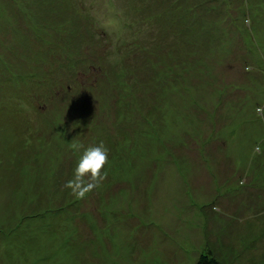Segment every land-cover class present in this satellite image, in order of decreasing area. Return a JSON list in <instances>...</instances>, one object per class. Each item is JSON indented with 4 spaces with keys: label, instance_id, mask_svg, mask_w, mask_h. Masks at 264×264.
Returning a JSON list of instances; mask_svg holds the SVG:
<instances>
[{
    "label": "rangeland",
    "instance_id": "obj_1",
    "mask_svg": "<svg viewBox=\"0 0 264 264\" xmlns=\"http://www.w3.org/2000/svg\"><path fill=\"white\" fill-rule=\"evenodd\" d=\"M71 1L61 23L79 19L78 43L54 49L37 0H0V264H195L205 246L264 264V0H241L250 31L236 0H180L201 9L137 37L134 14L149 29L169 2ZM69 47L97 76L87 68L82 93L44 109L29 71L50 77L38 53L63 60ZM101 141L107 178L76 199L63 187L83 151L71 144ZM246 175L253 185L233 192Z\"/></svg>",
    "mask_w": 264,
    "mask_h": 264
},
{
    "label": "trees",
    "instance_id": "obj_2",
    "mask_svg": "<svg viewBox=\"0 0 264 264\" xmlns=\"http://www.w3.org/2000/svg\"><path fill=\"white\" fill-rule=\"evenodd\" d=\"M67 3H59L56 2V0H37L38 2V10H40V12H38V25L40 27L44 26L42 23H44V21H48L50 19V24H46L50 26V41L52 42V44H56V47H54V49H57L61 46V44L59 42H63V41H69L72 44H76L78 43V41L76 40V35L79 36L78 31L74 32L75 27L77 28V22L79 19L77 18H73L71 20V22L69 24H63L61 22L65 21L66 19H70L69 17H71L70 14H68V10H66L67 7H69V5H71L72 7L77 6V4L72 3L71 0H67ZM212 1V0H211ZM237 2L241 3V0H236ZM243 1V0H242ZM158 7L159 6H163L161 5L157 0L154 1ZM166 2L170 3V6H167L166 8H164L165 10L161 9V10H157L153 15L149 14V20H151V25L149 27V29H147V27L142 24L145 23L144 22V18H140L136 17V14H134L133 20L135 23H141L139 24L138 28L136 29V37L139 33H142L143 31L146 30H150L154 27H157L160 25V27L163 28H168L173 25H177L181 23V19L184 17H188L190 14V16L193 17V13H195L196 9L200 10L201 7V1H196V3H193L191 5H189V3L186 5H182L180 4V0H166ZM220 2V0H219ZM230 2L232 3L231 0H223L221 1L223 6H228L230 5ZM172 3V5H171ZM181 6V8L179 9L178 7H176V5ZM225 4V5H224ZM84 5V4H83ZM79 6V4H78ZM241 8L238 9V11H242V13H239V17L241 16L243 18V22L242 25L245 27L246 30L250 31V28L248 29V27L246 26L248 22V16L246 15L247 10L245 9V2H243V4L241 3ZM239 7V6H238ZM137 9V8H136ZM207 9V8H205ZM171 10H173V12H171ZM183 12V15H180L176 12ZM201 12V11H199ZM249 12V11H248ZM68 16V17H67ZM37 17V16H36ZM238 17L237 22H239L238 20H240ZM193 21V20H192ZM237 23H235L236 25ZM72 26V27H71ZM68 29V30H67ZM78 29V28H77ZM251 29H253V27H251ZM185 31L179 35V37H177V39H183V37L188 38V37H194L192 36L193 33H191V30L188 31V33ZM52 36V39H51ZM244 37V41H243V47L246 46V38ZM242 42V41H241ZM191 42H189L188 44H190ZM136 45H140V48H136L139 50L140 54H146L148 48L145 46H141V44H136ZM52 46V45H51ZM51 49V48H50ZM65 50V49H64ZM89 50V49H88ZM241 51H243V48L240 49ZM69 52H70V47L67 49V51H65V53H67V56L62 60L60 59L57 50L54 52V56L53 59L50 58V50H46L44 49V52H39L38 55H42L43 58H49L50 59V71L48 73V75H50V77H46L44 74L39 75V74H35L31 71H29V75L31 77H37V76H41V77H37V79H39V84L40 87H42V85H44V88L46 87V91L47 93H49V96H46L45 94V98L44 99H39L37 100V103L39 104L40 107H44V109H46V106L50 105V109H52V111H55L58 107L59 109L62 108V105L65 103L64 100L62 99L63 95H61L63 92V89L66 88V90L70 93L75 92V91H80L82 93V81L79 80V78H85L87 76V68H89L90 72H92L93 74L96 75V72L98 71L97 69V62H95V58L91 59V61H88V67H84L85 64L83 62H80V58L79 56L75 57L76 59H78L77 61H75V58H71L69 57ZM81 55L86 56L88 55L87 53H85V51L83 50V48H81L80 50ZM43 53V54H42ZM56 53V54H55ZM75 53H77V50H75ZM242 53V52H241ZM71 54V52H70ZM145 55H142L141 57H144ZM38 61V60H37ZM36 61V62H37ZM71 62V65H69ZM68 63V65H67ZM75 77L76 74V82L75 79H72V76ZM97 76V75H96ZM44 82V83H43ZM93 84H90L92 86H94L95 81L92 82ZM89 85V86H90ZM80 87V90H79ZM80 93V95H81ZM25 95V94H24ZM36 96H40L42 97V94H37ZM261 100L258 102V109L260 112L264 111V92L261 95ZM55 109V110H54ZM51 111V110H50ZM46 113V112H45ZM256 151H258V154L260 156H262V158H264V148L259 147ZM261 162V159L259 160V163ZM262 171H264V167L262 168ZM261 173V172H260ZM253 185V180H252V176H244L243 179L239 180V184H237V186L234 188L233 192H241L247 189L248 186ZM237 187H239V189H237ZM231 190V189H230ZM232 191L228 192L231 193ZM210 205V204H209ZM216 208L218 207H214L215 210H217ZM195 264H226L224 263V261L220 260L214 253V250L212 248H210L209 246H205L204 251L201 252L197 258V261Z\"/></svg>",
    "mask_w": 264,
    "mask_h": 264
},
{
    "label": "clouds",
    "instance_id": "obj_3",
    "mask_svg": "<svg viewBox=\"0 0 264 264\" xmlns=\"http://www.w3.org/2000/svg\"><path fill=\"white\" fill-rule=\"evenodd\" d=\"M71 147L74 150L83 149V151L74 167L72 179H69L63 187L70 189L76 199H83L107 178L104 169L105 165L109 163V149L102 141L87 147L74 142Z\"/></svg>",
    "mask_w": 264,
    "mask_h": 264
}]
</instances>
